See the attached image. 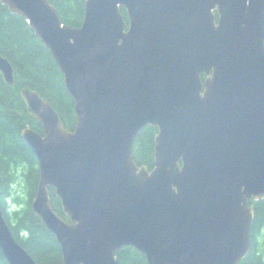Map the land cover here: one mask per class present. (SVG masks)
I'll return each instance as SVG.
<instances>
[{
	"label": "water",
	"instance_id": "95a60500",
	"mask_svg": "<svg viewBox=\"0 0 264 264\" xmlns=\"http://www.w3.org/2000/svg\"><path fill=\"white\" fill-rule=\"evenodd\" d=\"M0 4L50 52L74 102L69 131L46 99L20 91L43 130L21 132L39 170L31 210L61 264H118L125 247L147 264L246 258L250 201L264 198V0H86L78 28L47 0ZM0 75L14 86L2 55ZM148 126L157 129L151 170L133 159ZM0 251L8 264H37L1 200Z\"/></svg>",
	"mask_w": 264,
	"mask_h": 264
},
{
	"label": "trees",
	"instance_id": "16d2710c",
	"mask_svg": "<svg viewBox=\"0 0 264 264\" xmlns=\"http://www.w3.org/2000/svg\"><path fill=\"white\" fill-rule=\"evenodd\" d=\"M47 1L56 8L63 24L73 28L81 26L86 0ZM121 12L125 17V11L121 9ZM0 55L10 62L15 78L14 86L8 87L0 75V200L3 217L16 242L37 264H61L62 255L55 237L31 210L39 170L37 159L22 140L21 132L27 127L41 134L43 130L27 112L20 91L29 87L46 99L69 131L75 125L74 102L50 52L24 19L11 14L1 4ZM156 133V128L148 126L141 130L133 143L135 163L149 170L154 164ZM49 193L53 211L68 221L52 188ZM251 204L254 211L251 249L238 264H264V198ZM115 258L118 264H147L146 258L131 247L116 251ZM0 264H8L1 251Z\"/></svg>",
	"mask_w": 264,
	"mask_h": 264
},
{
	"label": "flooded vegetation",
	"instance_id": "af4514ba",
	"mask_svg": "<svg viewBox=\"0 0 264 264\" xmlns=\"http://www.w3.org/2000/svg\"><path fill=\"white\" fill-rule=\"evenodd\" d=\"M202 78H203V77H202ZM251 203H256V202L250 201V206H252V208H253V205H252Z\"/></svg>",
	"mask_w": 264,
	"mask_h": 264
}]
</instances>
